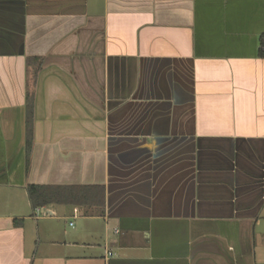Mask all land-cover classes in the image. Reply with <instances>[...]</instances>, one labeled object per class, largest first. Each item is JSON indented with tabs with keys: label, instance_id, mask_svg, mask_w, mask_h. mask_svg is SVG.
I'll list each match as a JSON object with an SVG mask.
<instances>
[{
	"label": "crops",
	"instance_id": "crops-1",
	"mask_svg": "<svg viewBox=\"0 0 264 264\" xmlns=\"http://www.w3.org/2000/svg\"><path fill=\"white\" fill-rule=\"evenodd\" d=\"M262 36L264 0H0V264H264Z\"/></svg>",
	"mask_w": 264,
	"mask_h": 264
},
{
	"label": "trees",
	"instance_id": "trees-1",
	"mask_svg": "<svg viewBox=\"0 0 264 264\" xmlns=\"http://www.w3.org/2000/svg\"><path fill=\"white\" fill-rule=\"evenodd\" d=\"M261 48L259 49V57L264 58V36L261 38ZM30 115L27 117L26 121V146L29 149L31 145V127H30ZM62 187H60L61 189ZM58 187H50L44 185H30L28 187V192L30 200L34 208L43 207L50 203L56 202L58 193H56Z\"/></svg>",
	"mask_w": 264,
	"mask_h": 264
},
{
	"label": "built area",
	"instance_id": "built-area-1",
	"mask_svg": "<svg viewBox=\"0 0 264 264\" xmlns=\"http://www.w3.org/2000/svg\"><path fill=\"white\" fill-rule=\"evenodd\" d=\"M35 214H49L44 208H35Z\"/></svg>",
	"mask_w": 264,
	"mask_h": 264
},
{
	"label": "rangeland",
	"instance_id": "rangeland-1",
	"mask_svg": "<svg viewBox=\"0 0 264 264\" xmlns=\"http://www.w3.org/2000/svg\"><path fill=\"white\" fill-rule=\"evenodd\" d=\"M260 229L264 231V223L262 224Z\"/></svg>",
	"mask_w": 264,
	"mask_h": 264
}]
</instances>
